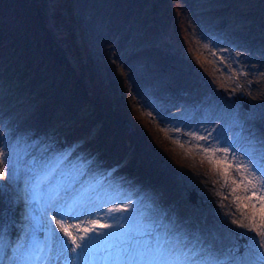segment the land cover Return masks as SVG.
<instances>
[{
  "label": "rangeland",
  "instance_id": "374dc122",
  "mask_svg": "<svg viewBox=\"0 0 264 264\" xmlns=\"http://www.w3.org/2000/svg\"><path fill=\"white\" fill-rule=\"evenodd\" d=\"M78 8L85 20L89 53L97 60L101 72L102 83L93 84L97 85L96 90L100 93L98 101L91 105L92 110L84 118L71 115L79 112L87 101L84 85L73 83L72 72L66 75L60 91L44 93L39 98L6 100L0 96V143L10 152L23 156L21 163L25 168L36 169L35 172L21 171L17 181L0 180V185L6 186V193H0V214L7 210L6 218L0 216V221L6 219L10 234L22 235L24 249L40 251L46 247L47 234L37 224L36 218L40 216L39 209L50 199L54 185L61 183L62 192H65L77 179H83L78 173L88 172L103 155L108 157L99 168L101 172H111L118 166L129 170L136 155L134 148L145 151L140 141L142 134H154L158 129L162 132L156 133L157 158L170 165L178 150L183 154L182 164L188 165L194 175V187H179L177 191L184 207L175 218L176 231H183L190 240L201 236L206 248L212 246V252L222 255V250L237 239L228 229L240 230L230 222L224 223V214L218 207L220 197L215 194L220 185L213 184L216 176L212 167L201 156L198 160L192 157L187 145L182 146L170 139L172 134L167 140L163 137L167 131L160 127L159 120H152L148 115V97L154 94L153 90L167 89L168 86H200L206 97L218 102L215 105L219 117L212 131L213 139L220 136L224 138L221 143H225L234 138L236 128H242L241 135H244V128L250 122L260 125L259 133L264 136V75H260L264 73V2L79 0ZM205 42L240 53L234 58L247 65L246 71L250 74L239 78L242 89L235 90L227 75L219 74L217 64L211 62L212 57L203 47ZM126 65L131 73L124 68ZM164 66H171L174 70L165 72ZM151 70L153 74L146 75L144 82L136 80L132 87L131 74H145ZM211 93L217 98L211 97ZM250 99L257 104V112L250 107ZM240 141L237 145L241 147L243 143ZM262 142L264 139L259 144ZM58 156H66V159L57 167L52 158ZM33 157L38 163L28 166L27 161ZM93 166L96 167L97 163ZM105 166L110 169L105 170ZM75 172L77 177H73ZM45 174L47 178L36 186L37 176ZM98 174L84 180L83 186L80 182L78 193H82L76 196L75 206L86 203L87 186L92 185ZM26 179L27 186L24 183ZM97 187L99 184H95ZM190 193L195 194V202L189 200ZM156 199L151 198L150 202H156ZM139 213L138 222L147 224L149 215L145 211ZM210 214L216 220H210ZM135 219L132 223L137 222ZM72 222L78 223L73 219ZM238 243L242 254L245 241L240 239ZM43 256L40 251L35 261L29 257L13 264H39ZM122 262L99 259V264ZM186 262L174 261L172 264Z\"/></svg>",
  "mask_w": 264,
  "mask_h": 264
},
{
  "label": "snow or ice",
  "instance_id": "6c2138e0",
  "mask_svg": "<svg viewBox=\"0 0 264 264\" xmlns=\"http://www.w3.org/2000/svg\"><path fill=\"white\" fill-rule=\"evenodd\" d=\"M203 47L212 57L211 62L217 64L219 74L227 75L234 89L240 90L241 84L237 80L250 75L246 71L247 65L234 58L240 53L208 42ZM228 69H231L230 73ZM251 75L255 76L256 73ZM148 114L160 121L163 130L172 133L170 139L195 149L193 155L201 156L212 167L216 176L213 184L220 185V190L215 192L220 197L218 207L224 214L225 225L230 222L240 230L234 232L228 229L237 239L222 250V255H217L210 250L212 246L205 247V240L201 236L190 240L183 231H176L178 225L175 219L165 221L166 213L155 224L156 228L162 229L160 232H156L152 224L132 223L135 219L134 206L126 200L117 203L119 194L115 198L101 197L86 209L90 213L86 220L76 217L80 222L73 223L71 218H67L69 214L75 217L76 212L85 209L76 208L75 201L67 202L57 194L39 209L40 216L36 218L37 224L47 234L46 247L40 249L45 258H50L54 264H92L101 258L142 264H172L174 261H189L191 264H264V142L259 150L241 148L230 138L227 143H221L223 137L213 139L212 132L204 134L195 130V126L182 132L184 125L181 122H166L152 111ZM23 159V156L10 152L0 143V180L17 181L21 171L35 172V167L25 168L22 165ZM52 159L58 167L66 156ZM37 163L34 157L27 161L28 166ZM46 178V174L37 176L36 186ZM24 183L27 186L28 180ZM0 193H6L5 185H0ZM105 201H111V204ZM5 203L8 201L5 200ZM16 203L19 204V199ZM6 215L7 210L0 214L5 218ZM9 229L6 219L0 221V264H13L32 256L33 250L24 249L21 243L22 235L18 234L13 240ZM240 239L245 241L242 254L238 243Z\"/></svg>",
  "mask_w": 264,
  "mask_h": 264
},
{
  "label": "bare ground",
  "instance_id": "6f19581e",
  "mask_svg": "<svg viewBox=\"0 0 264 264\" xmlns=\"http://www.w3.org/2000/svg\"><path fill=\"white\" fill-rule=\"evenodd\" d=\"M168 62L169 61L166 63ZM124 68L131 73L129 66L126 65ZM164 69V71L167 72L169 69L173 68L171 66H164ZM153 73L154 72L151 70L145 74H131L132 87L135 86L136 80L140 83L144 82L146 80L145 76ZM153 91L154 94L148 97L150 101L149 111H152L154 115H158L160 119L170 123L176 121L181 122L184 125V127L181 128L182 132L188 127L195 126V130L207 134V132H212L215 128L216 119L219 117L215 104L218 102H214L206 97L204 93H202L200 86H168L167 89L162 88ZM262 93L264 94V91H262ZM211 97L217 98L213 93H211ZM250 102V107L257 112L259 110L257 104L252 102L251 99ZM160 127H162L161 124ZM258 128H260V125L255 122H250L245 126L244 135H241L240 138L242 139L241 141L239 140L243 143L241 144V148L260 149L261 145L259 141L263 140L264 136L259 133ZM205 129L207 131H204ZM159 132H162V130L157 129L154 134H142L140 141L145 151L141 152L133 147L136 155L132 161L133 166H131L129 170L125 171L121 166H118L112 169L111 172H101L99 168L104 165L108 157V155H103L95 162L97 163L96 167L93 166L94 163L91 165L88 172L78 173L83 177V183L81 185L83 186L86 182L84 180H87L89 176H94L95 173L99 172L96 178H93L92 185L90 184L87 186L86 203H79V205L76 206V208L85 209V211L76 212L75 217H72L70 213L69 217L78 223L80 221L76 217L86 220L90 215L86 209L90 208L101 197L112 196L115 198L117 194H119L117 203L126 200L134 206L133 214L136 217L135 221H139L140 219L139 217L141 215L139 212L145 211L149 215L147 224H152L156 232L162 231V229L156 228L155 224L164 213L167 214L164 217L165 221L179 217L184 206L182 205L181 196L178 194L179 192H177L178 188H184L186 186L194 187L195 184L192 185L194 175L188 165L184 166V164H182L181 159L183 158V154L181 155L178 153V150H176V159L173 160L170 165L163 163L162 160L157 158L158 144L156 143V133ZM139 133L141 134V132ZM170 134L172 133L167 132L162 135L167 140ZM164 141L165 140H163V142ZM250 144L252 146L247 147ZM195 151V149H190L191 156L198 160L200 156L193 155ZM41 152L42 150L40 153ZM105 168V170L110 169L107 166H105ZM75 176L77 177L76 172L73 177ZM95 184H99V187L95 188ZM79 188V185L76 184L72 189L66 192L64 197H60L71 203L76 199L77 195L82 193V191L78 193ZM156 197V202H150L151 198L155 199ZM105 202L109 205L111 204V201ZM142 207L145 208L142 210ZM209 219L213 221L216 220V217L210 214ZM16 236L15 232L11 233V238L13 240ZM121 261H123L121 264H126V260ZM92 264H99V259L93 261ZM186 264H191V262L187 261Z\"/></svg>",
  "mask_w": 264,
  "mask_h": 264
},
{
  "label": "trees",
  "instance_id": "16d2710c",
  "mask_svg": "<svg viewBox=\"0 0 264 264\" xmlns=\"http://www.w3.org/2000/svg\"><path fill=\"white\" fill-rule=\"evenodd\" d=\"M78 5L79 0H0V96L39 98L60 91L72 72L87 101L71 115L89 114L102 78Z\"/></svg>",
  "mask_w": 264,
  "mask_h": 264
},
{
  "label": "water",
  "instance_id": "95a60500",
  "mask_svg": "<svg viewBox=\"0 0 264 264\" xmlns=\"http://www.w3.org/2000/svg\"><path fill=\"white\" fill-rule=\"evenodd\" d=\"M189 199L194 202L195 201V194L194 193H190L189 195Z\"/></svg>",
  "mask_w": 264,
  "mask_h": 264
}]
</instances>
